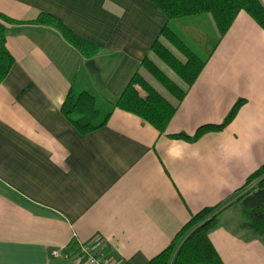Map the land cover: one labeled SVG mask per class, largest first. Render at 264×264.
I'll return each instance as SVG.
<instances>
[{
    "label": "crops",
    "instance_id": "obj_1",
    "mask_svg": "<svg viewBox=\"0 0 264 264\" xmlns=\"http://www.w3.org/2000/svg\"><path fill=\"white\" fill-rule=\"evenodd\" d=\"M0 14L15 21L5 42L14 62L0 84V264H78L68 247L94 239L119 264H146L194 214L226 203L209 235L222 263L264 264V239L240 218L243 208H264V187L230 203L264 163V31L247 14L190 87L159 66L151 47L169 26L206 58L195 45L205 32L168 21L149 0H0ZM40 14L99 51L86 58L55 28L34 24ZM145 57L186 90L179 104L143 68ZM135 73L178 105L164 133L113 108L130 85L161 112ZM82 92L94 97L93 111L111 112L87 135L62 111ZM238 100L221 130L172 137L221 124Z\"/></svg>",
    "mask_w": 264,
    "mask_h": 264
},
{
    "label": "trees",
    "instance_id": "obj_2",
    "mask_svg": "<svg viewBox=\"0 0 264 264\" xmlns=\"http://www.w3.org/2000/svg\"><path fill=\"white\" fill-rule=\"evenodd\" d=\"M149 1L164 14L168 21H177V24L181 23V26H184L183 23L189 26H197L205 32L202 43L195 45L199 50L198 52L202 48L201 52L206 54V58L199 57L184 39L169 26L162 29L161 39L156 40L151 47L152 55L188 87L195 82L208 58H210L240 12L247 14L264 31V0ZM14 22L0 14V84L8 75L14 62L5 46L6 25ZM33 23L55 28L66 42L88 59L99 51L97 46L75 35L51 15L40 14ZM208 29L209 31H207ZM172 49L182 60L173 54ZM141 65L159 85L174 97L176 104L184 99L186 90L170 80L149 57H145ZM132 81L153 101L161 112L151 106L130 85L126 86L115 100L113 108L132 114L159 133H164L178 105L171 104L166 100L141 75L135 73L132 76ZM242 102V100L236 101L221 124L202 125L192 137L184 134H176L172 137L195 141L207 132L221 130L234 118ZM67 105L71 107L68 109L63 108L62 111L80 135H87L105 126L111 114L110 111L105 113L97 110L93 111L94 97L85 92L78 94L75 98L68 96L66 107ZM262 187H264V163L246 179L245 184L236 193L235 201ZM223 210L224 207L222 208L221 204L201 209L182 227L169 246L146 264H223L209 240V235L220 225L219 216ZM240 218L246 228L264 239V208H243ZM77 249V244L73 242L68 247V255L75 254Z\"/></svg>",
    "mask_w": 264,
    "mask_h": 264
},
{
    "label": "built area",
    "instance_id": "obj_3",
    "mask_svg": "<svg viewBox=\"0 0 264 264\" xmlns=\"http://www.w3.org/2000/svg\"><path fill=\"white\" fill-rule=\"evenodd\" d=\"M77 251L72 254L78 264H119L117 259L113 256L105 255L102 252V242L97 240H92L86 243H78ZM53 256L58 255L57 250L52 251Z\"/></svg>",
    "mask_w": 264,
    "mask_h": 264
},
{
    "label": "rangeland",
    "instance_id": "obj_4",
    "mask_svg": "<svg viewBox=\"0 0 264 264\" xmlns=\"http://www.w3.org/2000/svg\"><path fill=\"white\" fill-rule=\"evenodd\" d=\"M201 54V53H200ZM157 63L159 64V66L166 72L170 73L171 75H174L164 64H162L158 59H156ZM176 77V76H174ZM101 99H97V102H100ZM236 199V197L234 196L233 198L230 199V203L234 202ZM228 203L222 205V208L225 207ZM232 226V225H231ZM232 230H234V227L232 228Z\"/></svg>",
    "mask_w": 264,
    "mask_h": 264
}]
</instances>
